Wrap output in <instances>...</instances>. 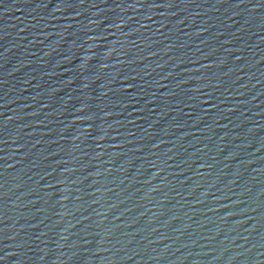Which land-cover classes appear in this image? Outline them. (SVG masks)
I'll list each match as a JSON object with an SVG mask.
<instances>
[{
	"label": "water",
	"instance_id": "95a60500",
	"mask_svg": "<svg viewBox=\"0 0 264 264\" xmlns=\"http://www.w3.org/2000/svg\"><path fill=\"white\" fill-rule=\"evenodd\" d=\"M0 264H264V0H0Z\"/></svg>",
	"mask_w": 264,
	"mask_h": 264
}]
</instances>
